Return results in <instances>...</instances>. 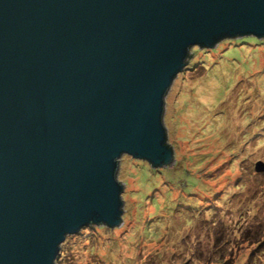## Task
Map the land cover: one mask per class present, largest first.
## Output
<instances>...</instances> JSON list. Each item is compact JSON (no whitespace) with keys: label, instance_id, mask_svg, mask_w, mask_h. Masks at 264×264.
<instances>
[{"label":"water","instance_id":"1","mask_svg":"<svg viewBox=\"0 0 264 264\" xmlns=\"http://www.w3.org/2000/svg\"><path fill=\"white\" fill-rule=\"evenodd\" d=\"M242 37L264 39V0H0V264L121 226L119 158L173 165L164 98L189 50Z\"/></svg>","mask_w":264,"mask_h":264},{"label":"rangeland","instance_id":"2","mask_svg":"<svg viewBox=\"0 0 264 264\" xmlns=\"http://www.w3.org/2000/svg\"><path fill=\"white\" fill-rule=\"evenodd\" d=\"M191 53L164 98L174 164L121 156V226L67 236L56 264H264V39Z\"/></svg>","mask_w":264,"mask_h":264},{"label":"trees","instance_id":"3","mask_svg":"<svg viewBox=\"0 0 264 264\" xmlns=\"http://www.w3.org/2000/svg\"><path fill=\"white\" fill-rule=\"evenodd\" d=\"M166 145L168 146V147H170V145L169 144H167V142H166ZM171 148V147H170ZM168 168V167H167ZM149 169H152V170H154L153 172H159V170H161V169H164V168H158V169H153V168H149ZM211 173V172H210ZM234 178H235V181L234 182H232L231 180H229V182H230V184L232 185L231 187H234V189L236 190L237 188H239V185L237 184V182H239L240 180H242V174L240 173H235V175H234ZM199 180H200V178H199ZM236 184V185H235ZM169 185V184H168ZM168 187H172V186H168ZM172 190H170V191H175V188L174 187H172L171 188ZM199 197H201V196H199L198 195V198ZM153 199V200H152ZM152 199L151 200H149V202H151L150 204L152 205V206H154V208L156 209V210H158L160 207H161V204H160V201H157L156 200V198L154 197V195H152ZM157 212V211H156ZM185 213V212H184ZM155 216L156 217V213L154 212V214H152V216ZM177 216V215H176ZM178 217H180L179 216V214H178ZM181 218L182 219H185L186 218V216L184 215V216H181ZM150 220V219H149ZM152 223H154V222H152ZM160 223H159V221L157 222V225H159ZM146 230H147V228H146ZM150 233H146L143 237H142V239H145L146 238V236L147 235H149ZM150 236V235H149ZM154 238V237H153ZM258 247H260L259 245L258 246H256V248H258ZM60 258H61V254H60V256H59V258H58V260L56 261V262H58L59 260H60Z\"/></svg>","mask_w":264,"mask_h":264}]
</instances>
